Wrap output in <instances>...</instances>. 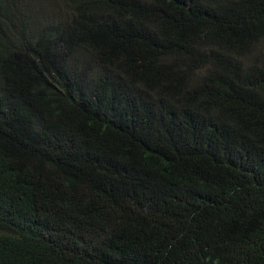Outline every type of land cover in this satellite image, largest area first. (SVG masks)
<instances>
[{
  "label": "trees",
  "instance_id": "trees-1",
  "mask_svg": "<svg viewBox=\"0 0 264 264\" xmlns=\"http://www.w3.org/2000/svg\"><path fill=\"white\" fill-rule=\"evenodd\" d=\"M0 264H264V0H0Z\"/></svg>",
  "mask_w": 264,
  "mask_h": 264
}]
</instances>
